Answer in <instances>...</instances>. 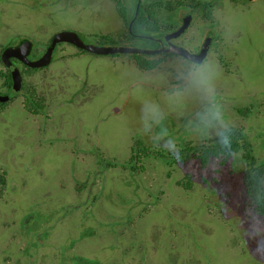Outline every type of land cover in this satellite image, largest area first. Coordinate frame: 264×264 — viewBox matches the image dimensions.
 Here are the masks:
<instances>
[{"label":"rangeland","instance_id":"obj_1","mask_svg":"<svg viewBox=\"0 0 264 264\" xmlns=\"http://www.w3.org/2000/svg\"><path fill=\"white\" fill-rule=\"evenodd\" d=\"M51 1L0 0V53L22 39L44 52L60 31L97 47H143L122 40L111 1ZM218 14L225 43L208 58L221 67L228 116L263 161L264 0L226 4ZM202 27L198 17L185 37ZM161 58L157 69L142 71L127 54L98 56L59 43L48 66L21 75L43 100L36 115L24 109L25 91L6 89L0 61V94L13 98L0 111V264H264V240L249 238L242 220L251 201L240 154L215 175L216 159L208 171L196 158H146L136 173L125 167L136 140L173 157L141 132L131 95L143 80L144 94L162 100L182 60ZM194 110L168 118L179 151Z\"/></svg>","mask_w":264,"mask_h":264},{"label":"clouds","instance_id":"obj_2","mask_svg":"<svg viewBox=\"0 0 264 264\" xmlns=\"http://www.w3.org/2000/svg\"><path fill=\"white\" fill-rule=\"evenodd\" d=\"M222 77L220 65L208 58L207 50L200 56H186L176 68V82L169 85L162 100L144 94L143 80L133 86L131 95L139 103L141 132L148 136L153 147L169 152L182 159L176 136L168 126V118L175 114L183 117L195 106L184 124V137L200 145L203 153L201 168L208 171L213 153L207 149L213 144L220 150L230 152L236 135V125L228 116L226 102L218 86ZM223 162H217L213 174L219 173ZM258 201L243 209L242 220L248 227L251 239L264 240V213ZM259 254V246H258Z\"/></svg>","mask_w":264,"mask_h":264},{"label":"trees","instance_id":"obj_3","mask_svg":"<svg viewBox=\"0 0 264 264\" xmlns=\"http://www.w3.org/2000/svg\"><path fill=\"white\" fill-rule=\"evenodd\" d=\"M56 1V0H55ZM51 1V2H55ZM113 3L115 12L120 18L123 26V37L122 40L126 43L138 42L141 44H148L149 41L144 40L143 37L137 36H160L161 33H166L172 31L176 28L177 18L176 13L180 9L178 6L172 4L171 0H142L144 5L139 6L137 12H135L136 4L138 0H109ZM201 0H191V9L196 8L199 10H204V8H199L201 6ZM206 10V9H205ZM13 45L12 43L6 45L5 47ZM4 47V48H5ZM142 48V47H141ZM80 50V49H79ZM82 52H86L80 50ZM42 53V52H41ZM89 53V52H87ZM39 52L32 49L29 58L35 59L39 56ZM133 58L136 68L142 71H151L157 69L163 62L164 58L157 60H149L151 57L155 56H144L140 54H127ZM170 57V55L162 56ZM14 60V59H12ZM45 68V67H44ZM42 68V69H44ZM40 69V68H39ZM39 69L28 68L25 65H21L20 72L21 75L25 73H31ZM6 89L12 88V79L10 72L5 69V75L3 76ZM15 88L18 91H25L24 93V109L29 113L36 115L38 112L43 111V100L35 93L34 89L27 88L25 85L21 84ZM5 96L3 94H0ZM13 98H8L5 102H0V111L7 106ZM245 114V112H243ZM180 154L182 159H176L174 157L170 158L161 154V152H154L148 146H145L141 140H136L131 148V155L125 164L131 173H136L138 170L142 169L141 161L146 158L156 157L168 163H187L193 159H199L200 164L202 163L203 153L200 146H191L189 142L184 140V137L180 140ZM208 152L213 153V159L227 162L229 159H234L238 154L241 155V160L245 163V168L242 170V180L245 187L246 195L249 197L250 201H258L260 204V212L264 213V160L258 161L253 154V148L247 142L246 136L241 129H236V135L232 143L230 152H226L218 149L214 144L207 149ZM107 167H112L108 164ZM3 181V177H0V182ZM185 186L190 185V181L184 184ZM83 259L78 258L77 262ZM85 263V261H84Z\"/></svg>","mask_w":264,"mask_h":264},{"label":"water","instance_id":"obj_4","mask_svg":"<svg viewBox=\"0 0 264 264\" xmlns=\"http://www.w3.org/2000/svg\"><path fill=\"white\" fill-rule=\"evenodd\" d=\"M137 9H138V4L136 6L135 12H137ZM191 19L192 17L190 14L183 17L181 21V26L175 32L170 33L166 37V40L170 38H176L181 33H183L189 27ZM211 36H212L211 33H208L206 35L204 42L201 46V49L197 54H191L187 50L172 44L169 45L168 49L171 53L177 56H181L182 58H185L186 56L189 55L200 57L205 52V49L208 52V49L210 48L211 45ZM59 43L70 44L76 47L77 49L98 56H111L117 53L148 55V54H157L160 52H164L166 50L163 46L155 50L131 48V47H97V46L85 44L76 32L60 31L58 33H55L53 36H51L44 53L38 59L29 60L27 57L31 52L32 43L28 39H22L14 46L5 47L0 54L1 63L3 64L4 68L10 72L12 79V86L17 87L21 85L22 76L20 70L11 62V59H17L19 62H21L23 65L27 66L28 68H32V69L44 68L51 63L53 50L55 49L56 45ZM7 99L8 98L6 96L0 95V102H5L7 101Z\"/></svg>","mask_w":264,"mask_h":264},{"label":"flooded vegetation","instance_id":"obj_5","mask_svg":"<svg viewBox=\"0 0 264 264\" xmlns=\"http://www.w3.org/2000/svg\"><path fill=\"white\" fill-rule=\"evenodd\" d=\"M253 1V0H249ZM172 4L175 6H178L180 9L176 13V18H177V25L176 28L172 31H168L166 33H161L160 36H137V37H143L144 40L149 41L150 43L148 44H142L143 47L142 49H159L161 46H163L166 50L164 52H160L157 54H148L144 56H160V58L164 55H170L171 58H178L180 60H183L181 56H177L173 53H171L168 49L169 45H175L177 47H181L185 50H187L191 54H197L201 46L204 42V39L208 33H211V45L210 48L208 49V57L211 52H213L215 46L217 43L219 45L224 46V39H225V26H224V20L223 17L218 14V12H223L224 7H226V4H229L231 7H236L238 4H240L241 0H201L200 2L202 3L199 8H204V10H199L196 8L191 9V0H171ZM138 8L141 5H144L142 0L137 1ZM136 4V6H137ZM206 9V10H205ZM136 10V8H135ZM216 13L218 15H216ZM190 14L192 19L189 24V27L181 33L178 37L176 38H170L166 40V37L172 33L175 32L180 26H181V21L183 17L186 15ZM199 17L200 22L202 23L203 27L199 29V33L197 37H192V38H186L185 34L189 31L191 26L194 24L195 19ZM16 44H13L11 46H14ZM48 45V44H47ZM57 46V45H56ZM33 44H32V49H33ZM31 49V51H32ZM46 49V48H45ZM3 50V49H2ZM55 50V49H54ZM53 50V51H54ZM45 51V50H44ZM2 52V51H1ZM31 53V52H30ZM29 53V55H30ZM44 52L40 53L39 56L35 59H38ZM1 54V53H0ZM28 55L29 60H35V59H30ZM53 55V53H52ZM11 62L18 68H21V65H23L21 62H19L17 59L12 60ZM25 224V223H24ZM27 224V223H26ZM26 224H25V233L27 235V238H31L32 234L30 231L26 229ZM23 228V226L21 227ZM20 228V229H21ZM22 231V229H21ZM23 232V231H22ZM30 242V241H29Z\"/></svg>","mask_w":264,"mask_h":264}]
</instances>
